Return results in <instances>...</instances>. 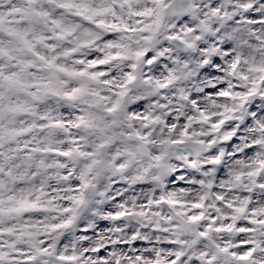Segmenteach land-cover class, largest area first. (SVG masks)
I'll return each mask as SVG.
<instances>
[{"label": "snow or ice", "instance_id": "snow-or-ice-1", "mask_svg": "<svg viewBox=\"0 0 264 264\" xmlns=\"http://www.w3.org/2000/svg\"><path fill=\"white\" fill-rule=\"evenodd\" d=\"M0 264H264V0H0Z\"/></svg>", "mask_w": 264, "mask_h": 264}]
</instances>
